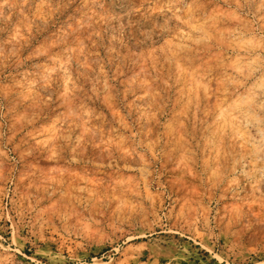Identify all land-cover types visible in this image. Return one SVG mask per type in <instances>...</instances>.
<instances>
[{
  "label": "rangeland",
  "instance_id": "1",
  "mask_svg": "<svg viewBox=\"0 0 264 264\" xmlns=\"http://www.w3.org/2000/svg\"><path fill=\"white\" fill-rule=\"evenodd\" d=\"M0 264H264V0H0Z\"/></svg>",
  "mask_w": 264,
  "mask_h": 264
}]
</instances>
